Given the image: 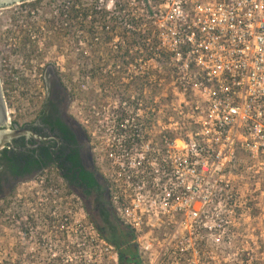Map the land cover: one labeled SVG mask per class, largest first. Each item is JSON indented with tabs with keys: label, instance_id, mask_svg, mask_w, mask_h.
Returning a JSON list of instances; mask_svg holds the SVG:
<instances>
[{
	"label": "built area",
	"instance_id": "built-area-1",
	"mask_svg": "<svg viewBox=\"0 0 264 264\" xmlns=\"http://www.w3.org/2000/svg\"><path fill=\"white\" fill-rule=\"evenodd\" d=\"M75 11L95 43L108 34L112 49L139 52L122 60L144 95L146 84L170 90L181 120L163 124L161 106L123 103L111 139L94 148L116 221L131 232L139 264H210L213 244L231 237L240 154L254 162L248 170L264 172V0H77ZM124 31L143 38L130 46ZM58 225L39 237L50 248L35 253L39 264H120L92 223Z\"/></svg>",
	"mask_w": 264,
	"mask_h": 264
},
{
	"label": "rangeland",
	"instance_id": "rangeland-1",
	"mask_svg": "<svg viewBox=\"0 0 264 264\" xmlns=\"http://www.w3.org/2000/svg\"><path fill=\"white\" fill-rule=\"evenodd\" d=\"M67 1L39 0L37 2L41 5L37 8L33 7V4L26 3L1 9L0 44H14L12 40H8L9 37L12 39L13 35L20 31L16 30L13 34L14 26H21V24L27 27L42 26L43 21L47 22L49 18H56L54 13L68 11L65 8V6L69 7ZM32 11L40 14L38 19H34V24H29V22L25 24L21 19H19L22 21L21 24L13 23L17 17L25 16L23 12ZM85 22V26L83 25L86 29L83 31L84 63L81 65V75L78 76L77 73L80 68L76 65L73 41H71L72 45L66 41L63 51L57 50L58 53H62L60 61H56L60 65L55 68L61 70L60 74L64 76L67 86H71L74 93L76 90V93H79L77 106L80 108L82 124L94 144L93 148L100 150L101 145L111 139L110 133L106 130L112 126L113 120H116L117 116H121L118 112L125 107L123 103H126L127 108L140 101L137 94L129 92L136 90L137 88L130 86L134 83L138 85L139 82L134 77L136 75L132 67L125 65L122 58L116 59V56H125L124 50H115L107 46L101 47L103 41L99 46L91 45V38L87 30L91 23L88 20ZM25 33L27 32L25 31ZM125 41L127 42V40ZM39 42L44 43L43 40ZM54 53L55 50L52 49L51 54L54 55ZM129 54L134 59L139 52L133 50ZM126 56L125 58H127ZM49 58L52 60L55 57ZM126 67L127 70H131L128 75H126L128 73L125 70ZM130 78L134 82H128ZM128 83L130 84L127 85ZM142 84L144 86L145 82ZM146 88L145 99L141 98L142 102L146 103V107L161 106L164 109L163 114L156 116L157 119H160L163 124H167L169 118H173V121H181L177 114L172 113L173 106L177 105L170 90L164 87L163 91H159L154 84L153 88L146 84ZM142 90L143 88L141 92ZM10 97L13 102L12 99L15 98V95ZM98 150L95 154H99ZM254 165V162L250 161L245 154H240L238 166L230 176L234 190L237 192V208L236 214L233 216L234 225L230 227L232 229L231 237L222 247L213 244L214 255L210 264H264V172L258 168L247 169ZM17 187V190L6 199H0V264H39L42 260L35 258V253L50 249L48 245L45 248L37 246V243L42 240L39 237L49 235L48 238H51L53 235L50 231L53 225L59 227L58 222L60 220L63 222L65 219L67 227L73 229L80 221L86 227L91 223L90 215H93V210L90 213L87 212L85 204L77 195L64 192L62 190L64 184L59 178L30 179L19 183ZM110 214L111 226L121 228L117 224L115 216ZM33 221H36V226L40 230L32 232V235L28 234L27 230L32 228L29 223ZM46 221L49 223H45ZM106 231L103 237L109 240L114 239L113 234L110 236V227L106 226ZM67 232H69L70 238L67 239L68 235L66 234L65 237L63 236L64 238L62 237L65 241L64 246H69L68 250H72L71 243L74 242L75 233L70 229ZM86 232L88 234L91 230L88 229ZM30 237L34 239L30 240ZM47 240L46 238V242ZM80 244H84V242H80ZM85 245L87 246V244Z\"/></svg>",
	"mask_w": 264,
	"mask_h": 264
},
{
	"label": "flooded vegetation",
	"instance_id": "flooded-vegetation-1",
	"mask_svg": "<svg viewBox=\"0 0 264 264\" xmlns=\"http://www.w3.org/2000/svg\"><path fill=\"white\" fill-rule=\"evenodd\" d=\"M37 1L27 4L37 8L41 5ZM23 13L25 16L17 17L14 24L22 21L34 24V19L40 17L35 11ZM54 14L56 18L43 21L44 27L14 26L13 34L20 30L12 34V39L8 38L14 44H0V82L7 113L6 125L0 127V132L11 138L0 147V199H6L17 190L19 183L27 180L59 178L64 192L77 195L87 212L93 210V215L89 214L90 222L104 236L109 225L103 213L108 215L109 222L112 213L107 191L109 183L96 162L92 140L82 124L77 106L79 93L67 86L61 70L55 68L60 65L56 61H60L62 53L57 50L63 51L66 41L71 45L73 41L76 65L80 68L77 73L81 75L84 63L82 21L77 12ZM41 40L44 43L39 42ZM51 56L55 58L51 60ZM125 70L126 75L131 71L127 67ZM128 82L134 80L130 78ZM130 87L137 88L129 92L137 94L140 102L145 99L140 80L138 85L134 83ZM11 95H15L13 102ZM139 109L145 110V105ZM29 224L32 228L27 230L28 234L40 230L36 221Z\"/></svg>",
	"mask_w": 264,
	"mask_h": 264
},
{
	"label": "trees",
	"instance_id": "trees-1",
	"mask_svg": "<svg viewBox=\"0 0 264 264\" xmlns=\"http://www.w3.org/2000/svg\"><path fill=\"white\" fill-rule=\"evenodd\" d=\"M77 3V0H68L67 4L70 5L69 7H67L66 9L70 12H72L73 14H75V4ZM107 13L102 14V19L106 18ZM95 21V20H94ZM115 21V20H114ZM129 32L124 31L123 37H125V39L127 40V43L132 46L133 44L137 43L138 40L143 38L142 33L138 34L135 32H130V34H128ZM88 35L91 38V45H96L99 46L98 43L94 42L95 36L93 35V32L91 29L88 30ZM151 34L150 32L147 33L146 37H149ZM102 38H104V41L102 43L101 47H104L108 41L111 39L108 34H103ZM125 56L127 58L133 59V56L129 55V50H126L125 52ZM146 56L149 57L148 52H146ZM125 56L122 57H117V58H122L124 59ZM139 56L136 55L135 58H138ZM93 72H95L94 70H92ZM139 82V80H137ZM102 192L104 193V189H101ZM103 217L106 221V223L109 225L111 232L113 234V238L114 239H107L112 245L116 246V248L119 250V254H120V264H139V261L137 259V255H136V250L135 248L130 244V240L132 239V234L130 231H128L126 228H124L123 226H120L121 228H117V227H113L111 226L110 222L108 221V215L103 213Z\"/></svg>",
	"mask_w": 264,
	"mask_h": 264
},
{
	"label": "water",
	"instance_id": "water-1",
	"mask_svg": "<svg viewBox=\"0 0 264 264\" xmlns=\"http://www.w3.org/2000/svg\"><path fill=\"white\" fill-rule=\"evenodd\" d=\"M33 1L36 0H0V10ZM6 120H7L6 106H5L2 86L0 82V127H4L6 125ZM10 139L11 138L8 135H6V133L0 132V147H2V145L5 142L10 141Z\"/></svg>",
	"mask_w": 264,
	"mask_h": 264
}]
</instances>
